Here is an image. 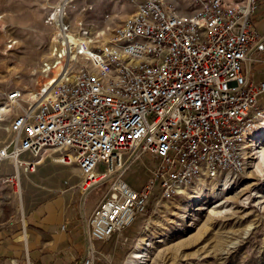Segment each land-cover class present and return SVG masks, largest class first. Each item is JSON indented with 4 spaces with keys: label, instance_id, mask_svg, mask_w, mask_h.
Wrapping results in <instances>:
<instances>
[{
    "label": "built area",
    "instance_id": "2783aa9c",
    "mask_svg": "<svg viewBox=\"0 0 264 264\" xmlns=\"http://www.w3.org/2000/svg\"><path fill=\"white\" fill-rule=\"evenodd\" d=\"M128 1L136 13L100 32L108 35L99 43L90 28H72L73 0L54 5L40 72L58 77L42 86L38 105L13 118L0 148V169L13 171L0 174V185H19L22 172L46 162L77 165L84 189L119 175L87 219L90 243L147 214L156 192L169 199L198 178L241 173L264 117V80L254 78L264 62L252 23L259 0H192L186 13L165 0ZM21 98L8 96L12 104ZM143 156L157 165L132 189L120 174ZM92 252L78 264H94Z\"/></svg>",
    "mask_w": 264,
    "mask_h": 264
},
{
    "label": "rangeland",
    "instance_id": "374dc122",
    "mask_svg": "<svg viewBox=\"0 0 264 264\" xmlns=\"http://www.w3.org/2000/svg\"><path fill=\"white\" fill-rule=\"evenodd\" d=\"M59 1L0 0V110L5 107L10 110L0 115V148L12 138L13 118L29 106L38 105L42 86L57 75L40 72V66L50 52L54 33L47 16ZM112 1L73 0L69 7L72 28H90L96 36L116 27L122 21L114 17L117 12L112 10ZM165 1L184 13L194 8L192 0ZM107 35V32L100 34L98 43L106 40ZM254 78L264 79V72L255 74ZM17 91L22 92V98L12 104L8 96ZM257 126L258 130L252 134L257 142L249 145L241 173L221 180L198 178L183 193L169 199H161L156 192L149 201L147 214L138 216L131 226L106 241L90 243L87 226V252L93 251L94 264H264V164H260L258 153L264 149V117L257 121ZM141 159L127 171L132 189L147 172L152 175L151 170L157 165L148 156ZM103 170L104 166L100 167L98 175ZM11 173L10 165L5 174ZM30 173L22 172L19 185H0V232L23 223L30 207L26 204L22 177ZM78 173L82 196L77 198V203L80 201L84 210L94 209L119 177H103L95 187L84 189V176ZM123 173L120 178L125 181ZM87 192L83 206L82 198ZM198 195L202 198L197 200ZM35 196L31 203L38 201ZM20 261L18 264H28L26 257Z\"/></svg>",
    "mask_w": 264,
    "mask_h": 264
},
{
    "label": "crops",
    "instance_id": "0c3cea01",
    "mask_svg": "<svg viewBox=\"0 0 264 264\" xmlns=\"http://www.w3.org/2000/svg\"><path fill=\"white\" fill-rule=\"evenodd\" d=\"M112 2V10L117 12L114 17L121 21L136 13V6L129 1ZM257 8L252 23L264 38V0H259ZM255 57L264 60V52ZM261 72H264V62L255 66V74ZM140 160L132 162L124 171L123 178L128 184L127 171ZM9 169L10 164L6 163L0 173L5 174ZM78 172L75 165L49 163L22 177L30 209L23 223L10 225L0 232V264H18L25 257L28 264H78L84 258L88 245L87 219L93 208L84 210L80 201L77 203L82 193ZM147 173L140 184L133 185L134 189L138 190L150 178V172ZM35 195L38 201L31 203Z\"/></svg>",
    "mask_w": 264,
    "mask_h": 264
},
{
    "label": "bare ground",
    "instance_id": "6f19581e",
    "mask_svg": "<svg viewBox=\"0 0 264 264\" xmlns=\"http://www.w3.org/2000/svg\"><path fill=\"white\" fill-rule=\"evenodd\" d=\"M57 77H58V75L52 77L51 79H53V78L56 79ZM51 79H50V80H51ZM60 79H62V78H60ZM53 83H54V81H53L52 83H50V85L53 84ZM45 85L47 86L48 83H46ZM46 95H47V94L43 95L42 98L39 99L37 102L42 101V99L45 98ZM37 98H38V97H37ZM9 111H10V110H7V107L2 108V109L0 110V115L3 114V113H8ZM253 136H254V135H253ZM253 136H250V138H252ZM262 136H264V134H263ZM258 137H259V136H257L256 138H258ZM254 138H255V136H254ZM256 142H257V141H256ZM249 153H250V151H249ZM258 153H259V157H260V159H261V161H262V163H260V164H264V149H260V150L258 151ZM182 193H183V192H182ZM200 198H202V197L198 195L197 200L200 199ZM138 256H139V255H138ZM140 257H141V256H140Z\"/></svg>",
    "mask_w": 264,
    "mask_h": 264
},
{
    "label": "water",
    "instance_id": "95a60500",
    "mask_svg": "<svg viewBox=\"0 0 264 264\" xmlns=\"http://www.w3.org/2000/svg\"><path fill=\"white\" fill-rule=\"evenodd\" d=\"M132 160H133V159L130 158L129 161L127 162L126 166L130 165V163L132 162ZM112 177H114V176H112ZM95 186H96V185H94L93 187H95ZM93 187H92V188H93ZM88 193H89V192L85 193V195L83 196V198H82V202H81L82 205L84 204V200H85V198H86V196H87ZM83 206H84V205H83Z\"/></svg>",
    "mask_w": 264,
    "mask_h": 264
}]
</instances>
